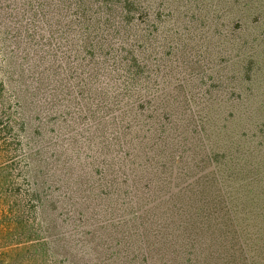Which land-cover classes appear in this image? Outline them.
<instances>
[{
  "label": "rangeland",
  "instance_id": "374dc122",
  "mask_svg": "<svg viewBox=\"0 0 264 264\" xmlns=\"http://www.w3.org/2000/svg\"><path fill=\"white\" fill-rule=\"evenodd\" d=\"M150 6L179 36L155 45L135 89L128 74H82L98 89L70 107L58 93L54 105L49 80L32 103L44 114L32 119L26 105V127L0 133V264H264V0ZM26 15V0H0L12 29ZM105 90L118 102H101ZM62 104L71 123L50 132L45 110ZM29 135L50 158L63 154L69 182L46 192L69 203L58 233L33 195Z\"/></svg>",
  "mask_w": 264,
  "mask_h": 264
},
{
  "label": "trees",
  "instance_id": "16d2710c",
  "mask_svg": "<svg viewBox=\"0 0 264 264\" xmlns=\"http://www.w3.org/2000/svg\"><path fill=\"white\" fill-rule=\"evenodd\" d=\"M155 1L26 0L24 27L12 29L0 19V57L3 62L0 74V133L20 132L26 127V105L34 111L32 119L38 120L44 114L39 105L32 109V103H36L34 99L41 95L39 85H47L49 80L56 83V92L51 96L54 105L58 93L67 99L70 107L73 106L72 98L98 89L82 74H128L127 82L123 83L128 92L137 87L141 76L152 71L157 50L155 45L160 46L168 36H179L176 29L171 30L174 23L172 18L161 25L160 12L152 11L154 9L150 6ZM35 74L41 79H36ZM66 79L69 84L64 82ZM116 81L120 83L119 79ZM136 93L134 90L133 95ZM100 94L103 96L101 102L108 105L118 102L107 90ZM94 104H85L83 108ZM13 107H17V113L12 112ZM62 107L63 104L58 109L45 110L47 116L51 117L45 123L49 124L50 132L52 125H58L57 131L62 133L71 123L68 108L63 112ZM31 135L28 149H32L30 158L34 164L30 174L33 195L41 201L49 231L58 233L56 219L65 214L63 210L68 202H62L58 197H48L46 192L61 181L64 184L69 182V179L61 180L60 176V173L64 175L66 168L62 164L63 154L60 152L57 155L56 152V156L50 158L47 148H41V143H36ZM52 171L53 175L50 173ZM72 207L74 216H84L85 209ZM50 215L54 218L53 222H50ZM81 234L89 236V232ZM113 237L110 235L107 240L109 252L117 247ZM53 243L58 247L57 240ZM92 247L94 251L96 247ZM119 251L117 249L115 254ZM58 253L62 257L68 254L63 248ZM69 264L89 263L74 257Z\"/></svg>",
  "mask_w": 264,
  "mask_h": 264
}]
</instances>
